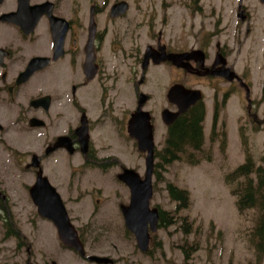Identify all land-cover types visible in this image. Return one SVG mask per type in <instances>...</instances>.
<instances>
[{"label":"flooded vegetation","instance_id":"flooded-vegetation-1","mask_svg":"<svg viewBox=\"0 0 264 264\" xmlns=\"http://www.w3.org/2000/svg\"><path fill=\"white\" fill-rule=\"evenodd\" d=\"M121 1L125 3L123 10L117 4ZM134 1L132 10L128 0H0V130L20 131V138H27L22 143L28 148L26 152L17 150L27 157L19 168L30 177L21 183L32 205L26 217L48 221L54 235L58 236L55 221L39 212L32 196L36 191L51 196L41 177L53 187L52 194L58 193L73 223L70 203L79 186L76 182L84 180L87 169H117L112 177L121 188L120 195L128 197L120 208L129 203L131 190L119 173L125 168L139 171L136 165L126 166L124 160L115 157L116 151L132 161L144 157L145 163L148 151L141 148L138 137L151 130L155 170L157 155L175 151L165 142L176 121L198 103L205 110L203 89L212 88L215 95L214 123L219 105L226 103L236 83L246 90L237 77H227L226 67L235 70L227 42H221L214 32L187 34L183 30L187 20L195 26L203 16L202 0ZM259 4L264 6V1L259 0ZM236 11L240 22H250L251 14L243 0H238ZM188 35L193 43L188 44ZM163 78L165 84H161ZM176 84L199 89L201 97L168 121V114L164 117L163 112H176L181 107L169 93ZM86 94L95 99L89 101ZM154 101H158L156 108L152 107ZM95 104L97 107L90 106ZM139 109L147 114L135 116ZM158 124L164 127V139H157ZM32 140L38 144L33 146ZM11 147L9 144L7 148L19 154ZM59 153L79 156L81 162L56 164ZM76 171H82L84 177ZM4 194L0 198L9 202L8 194ZM120 212L123 217L121 208ZM9 223V233L22 234ZM76 229L85 246L83 228ZM30 248L29 239L28 260ZM108 256L112 263L98 264L118 263Z\"/></svg>","mask_w":264,"mask_h":264},{"label":"rangeland","instance_id":"rangeland-1","mask_svg":"<svg viewBox=\"0 0 264 264\" xmlns=\"http://www.w3.org/2000/svg\"><path fill=\"white\" fill-rule=\"evenodd\" d=\"M202 1L203 16L195 21V26L187 20L183 30L187 34L198 30L202 34L214 32L221 42L229 44L235 71L251 86L252 107L246 90L236 83L226 103L219 105L214 123L215 95L212 88L203 89L204 140L201 150L194 151L193 157L202 160L196 164L188 162V155L193 151L188 146L181 153L182 159L162 164L160 157L155 158L157 163L160 162L157 164L159 175L155 172L152 176L150 204L161 207L171 222L151 232L147 252L136 246L132 232L125 227L119 204L128 202V197L120 195L121 188L112 177L119 170L109 168L107 172H101L100 169H87L84 180L75 181L79 186L75 188L70 213L75 226L83 228L88 253L108 254L117 259V264H259L247 235L254 225L257 210L250 208L242 212L237 209L236 196L226 184L225 174L243 163L248 151L253 153L258 165L264 164V6L259 4V0H243L251 14L250 22L243 23L236 18L238 0ZM128 2L133 10L136 1ZM217 19L220 21L216 22ZM204 20H211V23L201 24ZM191 39L192 36L188 35V44L193 43ZM165 81L163 78L161 84ZM86 95L89 101L95 99ZM90 106L97 107L96 104ZM152 107H158V101L152 102ZM14 131L0 130V185L9 196V202L6 200L5 203V216L22 234L9 233L10 226L0 219V264H27L28 261L31 264H50L52 259L57 264H98L63 246L48 221L26 217L32 211V205L21 183L30 177L28 172L19 168L27 157L17 150L26 152L28 148L22 143L27 138L23 135L20 138V131ZM155 132L157 139L159 136L164 139V127L158 124ZM97 143L101 141L97 140ZM9 144L19 154L8 149ZM37 144V140L32 142L33 146ZM116 153L118 155L114 156L124 160L126 166L136 165L139 173L144 175V157L132 161L130 156ZM67 162L75 165L81 162V158L64 156L63 153L55 155L56 164ZM77 178L75 175L74 179ZM169 182L188 191L185 205L178 206V200L172 199L167 189ZM122 190L125 191L123 187ZM186 222L190 224L188 231L185 230ZM29 239L31 257L28 260L26 246ZM186 250H189L188 256ZM261 264H264V258Z\"/></svg>","mask_w":264,"mask_h":264},{"label":"water","instance_id":"water-1","mask_svg":"<svg viewBox=\"0 0 264 264\" xmlns=\"http://www.w3.org/2000/svg\"><path fill=\"white\" fill-rule=\"evenodd\" d=\"M264 1V0H263ZM121 6L123 10L125 7L124 2L117 3ZM227 77L232 79L237 77L242 85L246 88V96L249 100L250 106L252 105L251 98V88L250 86L238 76L235 70L229 69ZM171 92L172 101L177 103L180 107L176 112H171L165 110L163 112L164 117L168 114L166 118L168 121L173 119V116L185 109V107L199 99L201 97V91L199 89L187 88L181 84L173 85L169 89ZM141 114L146 115L147 112L139 109L135 116H141ZM169 114H172L169 116ZM148 136V137H147ZM65 139V137H60L59 140ZM142 149H147L148 153L145 157V173L144 177L141 178L140 174L131 168H125L118 177L125 181L131 190L130 199L128 204H121L120 208L124 217L125 226L134 234L136 238L137 245L141 251H147L149 247L150 230L155 231L157 229L159 211L156 206L150 207L149 199L152 196V173L154 166V155L152 154V134L151 130H148L146 135L138 137ZM50 190V197L48 198L44 192H37V194H32L35 203L38 205V210L41 214L47 215L51 220L55 221V226L57 227L58 237L62 244L73 248L77 253L86 258L89 261L97 263H112V259L106 255H100L95 253H87L82 240L79 237L78 231L75 225L71 222L66 208L58 195L55 193L53 187L48 183L46 177H41ZM53 190V191H52ZM53 195V196H52ZM0 196L5 197L0 187ZM51 264H57L55 260L51 261Z\"/></svg>","mask_w":264,"mask_h":264},{"label":"trees","instance_id":"trees-1","mask_svg":"<svg viewBox=\"0 0 264 264\" xmlns=\"http://www.w3.org/2000/svg\"><path fill=\"white\" fill-rule=\"evenodd\" d=\"M204 115L203 105L198 103L192 106L190 111L182 114L181 118L176 121L165 142L166 146L172 147L175 151L171 154L157 155L156 157L162 159V164L175 159H182L181 153L187 146L193 150L188 155V162L196 164L202 160L200 157H193L194 151H200L203 144ZM243 143H246L245 139H243ZM177 151H181V153H176ZM158 163L155 165L157 175H159ZM225 182L230 187L231 193L236 196V207L239 211L243 212L250 208L257 210L258 214L254 220V225L247 235L249 243L255 248L258 263L261 264L264 258V164L258 165L253 153L248 151L246 160L225 174ZM167 189L172 199L178 200V206L185 205L188 202L189 194L186 189L179 188L172 182L167 184ZM5 203H7L6 200L0 198V219L2 218L4 224L9 227L10 223L5 216L7 213ZM158 209V225L161 227L170 223V216H166L161 207ZM189 229L190 224L186 222L185 230L188 231ZM185 253L188 256L189 250H186Z\"/></svg>","mask_w":264,"mask_h":264}]
</instances>
